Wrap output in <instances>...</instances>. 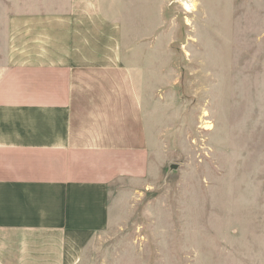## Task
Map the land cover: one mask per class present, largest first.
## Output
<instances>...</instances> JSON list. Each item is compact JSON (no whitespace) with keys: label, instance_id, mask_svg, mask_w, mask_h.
Here are the masks:
<instances>
[{"label":"rangeland","instance_id":"obj_1","mask_svg":"<svg viewBox=\"0 0 264 264\" xmlns=\"http://www.w3.org/2000/svg\"><path fill=\"white\" fill-rule=\"evenodd\" d=\"M86 12L127 30L152 147L84 264H264V0H0V69L24 17Z\"/></svg>","mask_w":264,"mask_h":264},{"label":"crops","instance_id":"obj_2","mask_svg":"<svg viewBox=\"0 0 264 264\" xmlns=\"http://www.w3.org/2000/svg\"><path fill=\"white\" fill-rule=\"evenodd\" d=\"M94 17H24L9 30L0 264L86 263L107 224L109 189L148 173L152 136L127 30L107 19L98 29Z\"/></svg>","mask_w":264,"mask_h":264},{"label":"bare ground","instance_id":"obj_3","mask_svg":"<svg viewBox=\"0 0 264 264\" xmlns=\"http://www.w3.org/2000/svg\"><path fill=\"white\" fill-rule=\"evenodd\" d=\"M185 7H187L189 9V8H191V5L190 4H187Z\"/></svg>","mask_w":264,"mask_h":264}]
</instances>
